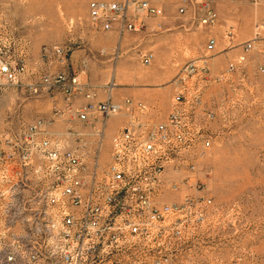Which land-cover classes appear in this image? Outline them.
Listing matches in <instances>:
<instances>
[{
    "label": "built area",
    "instance_id": "1",
    "mask_svg": "<svg viewBox=\"0 0 264 264\" xmlns=\"http://www.w3.org/2000/svg\"><path fill=\"white\" fill-rule=\"evenodd\" d=\"M161 1L92 0L87 4L90 27L119 34L136 31L143 26L137 16L162 15ZM227 1L264 11V0ZM176 11L203 27L218 22L214 0H176ZM233 30L228 26L225 31L228 43ZM260 41L264 13L254 20L252 37L238 44L240 52L225 73L243 65ZM19 43L1 21L0 86L22 84L27 68ZM215 48L216 39L209 37L202 54L180 67L169 111L160 122L149 118L144 102L115 99L113 78L96 87L62 70L27 84L33 96L57 89L64 106L50 118L0 130V264H174L193 240L209 232L212 203L200 159L210 147L214 119L204 94L223 77L210 71ZM40 58L63 67L68 63L60 46H44ZM152 60L151 52L139 56L145 66ZM256 72L264 76V64ZM99 89L102 99L97 98ZM77 95L86 102L74 106ZM61 113L67 121L97 127L90 135L71 127L54 132ZM117 115L125 121L110 135L103 158L107 120ZM87 138L94 139L93 148L86 147Z\"/></svg>",
    "mask_w": 264,
    "mask_h": 264
},
{
    "label": "rangeland",
    "instance_id": "2",
    "mask_svg": "<svg viewBox=\"0 0 264 264\" xmlns=\"http://www.w3.org/2000/svg\"><path fill=\"white\" fill-rule=\"evenodd\" d=\"M90 1L0 0V22H5L11 34L20 38L16 48L24 54L26 68L32 54L41 60L44 46H60L67 58L72 52L97 54L99 48L106 46V56H111L106 62L110 68L108 76L96 71L89 78L85 71L86 77L81 80L97 87L113 78L117 86L131 87L132 77L140 81L152 78V82L137 83L135 87L155 92L152 101H142L155 122L162 121L169 111L172 81L180 67L201 55L207 39L214 37L216 48L209 67L213 75L223 77L211 82L204 94L205 105L214 112V119L209 125L210 147L200 159L205 189L211 197V223L209 232L193 240L174 264H233L234 260L237 264H264V76L256 72V66L264 64V42H255L244 64L225 73L228 62L240 52L238 42L252 37L253 22L264 11L255 12L246 2L214 0L218 22L203 27L193 23L188 14H179L176 0H163L161 16H137L142 28L119 34L90 27ZM228 26L234 27L231 43L225 37ZM144 52L153 54L146 66L139 61ZM33 97L41 103L40 111L32 118H50L52 115L48 117L44 111L45 93ZM67 119L63 124L57 117L52 130L59 133L71 127L88 133V125ZM124 121L122 115L108 118L106 128H112L105 130L103 158L107 157L110 135ZM93 140L87 138L88 149L93 148Z\"/></svg>",
    "mask_w": 264,
    "mask_h": 264
},
{
    "label": "crops",
    "instance_id": "3",
    "mask_svg": "<svg viewBox=\"0 0 264 264\" xmlns=\"http://www.w3.org/2000/svg\"><path fill=\"white\" fill-rule=\"evenodd\" d=\"M161 2H163V0ZM237 39L239 41L238 37ZM105 49L106 46L104 48H99L98 53L93 55H86L84 52H72L69 54L68 63L65 67L60 66L56 62L51 64L44 63L35 54L29 56L27 60V70L21 80L22 85L20 87L8 85L0 86V124H2L0 129L10 125H16L19 122H28L33 119L32 117H36L35 115H37L40 111L41 101L35 100L37 97L30 95L27 84L38 81L41 74L66 70L68 73L78 74L79 78L83 79L86 77L85 71H87L89 78H93L95 72L100 71L103 76H108L110 68L107 66L106 62L110 61L111 56H106ZM94 61L99 62L100 65H97ZM154 77V79L157 80V77ZM151 79L140 81L136 80L135 77H132L130 78V81H132L133 85L131 87L117 86L113 90V97L115 99H120L123 96H128L144 102L152 101L155 96V92L147 87H135V84L137 83H150L153 81ZM105 81L100 83L99 86L106 83ZM45 95L46 99L43 103L45 104L46 109H44V111L48 117L53 115V111L55 110H63L64 100L63 94L60 91L55 89L48 91ZM97 95L98 99H102L104 94L99 89ZM72 102L74 106H80L86 102V99L82 95H77L72 99ZM66 115V113H61V115H59V122H63L64 124L65 120L68 118ZM61 119H64V121H61ZM88 126L89 131L87 134L90 135L93 133V130L97 127V125L94 127L90 125ZM110 128H112L111 125H109L106 129L110 130Z\"/></svg>",
    "mask_w": 264,
    "mask_h": 264
}]
</instances>
